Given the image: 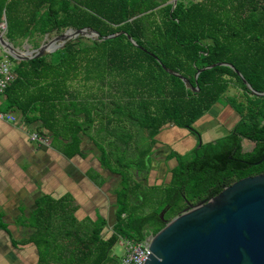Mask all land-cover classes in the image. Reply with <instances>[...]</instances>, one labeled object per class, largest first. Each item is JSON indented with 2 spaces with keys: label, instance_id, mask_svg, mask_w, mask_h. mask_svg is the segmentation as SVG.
I'll return each instance as SVG.
<instances>
[{
  "label": "trees",
  "instance_id": "1",
  "mask_svg": "<svg viewBox=\"0 0 264 264\" xmlns=\"http://www.w3.org/2000/svg\"><path fill=\"white\" fill-rule=\"evenodd\" d=\"M169 1L0 0L5 37L13 43L18 38L30 42L33 37L69 27H90L100 37L121 32L105 40L88 38L86 44L78 37L52 53L29 60L9 56L14 62V78L0 95V111L18 113L23 125L33 124L39 134H50L52 141L67 139L63 147L68 157L85 156L80 151L83 143L78 134L92 130L89 139L100 152L101 165L121 176L114 190V223L107 237L101 235L104 218H77L79 205L71 195L56 200L46 196L36 199V207L21 222L22 226L28 223L33 231L27 240L11 242L15 248L23 242L33 243L37 264H107L119 239L138 242L159 231L163 224L155 221V215L165 204H171L173 210L181 200L180 193L191 196L192 191L201 194L210 190L215 195L221 189L218 181L224 179L228 184L264 171V161L254 164L264 154V96L253 95L227 65L194 76L200 68L226 62L255 91H264V0H177L173 8ZM163 66L188 79L198 90L186 88ZM74 82L82 84L85 92L71 88ZM92 84L101 96L89 91ZM231 86L244 91L246 99L245 104L237 101L236 95L226 98L239 116L233 133L199 147L196 144L189 155H193L191 161L187 155L171 152L168 157H174L177 163L171 170L169 194L159 198L153 213L139 214L148 199L146 190L155 187L143 188L133 171L144 169V157L150 149L140 150V156L134 159V149H128L130 139L121 144L108 137H114L117 128L130 136L131 127L146 131L151 143L167 126L197 132L195 122ZM107 106L110 108L105 109ZM126 121L132 126H123ZM230 138L236 140V156L254 163L243 172L223 174L216 166V157ZM243 139L254 142L251 151L242 152ZM86 173L101 184L96 174L90 170ZM80 220L93 223L91 229L82 231ZM68 224L77 227L76 231L60 233L58 227ZM0 229L10 234L1 212Z\"/></svg>",
  "mask_w": 264,
  "mask_h": 264
},
{
  "label": "water",
  "instance_id": "2",
  "mask_svg": "<svg viewBox=\"0 0 264 264\" xmlns=\"http://www.w3.org/2000/svg\"><path fill=\"white\" fill-rule=\"evenodd\" d=\"M169 2L173 8L177 0ZM120 33L100 37L90 27H69L37 48L20 50L0 30V47L15 60H29L52 53L81 36L105 40ZM128 38L137 45L129 35ZM217 65L231 67L253 95L264 96V91H255L230 63L200 68L195 78ZM164 69L179 77L186 88L198 90L179 73ZM148 248L143 264H264V172L240 178L207 202L174 216L152 235Z\"/></svg>",
  "mask_w": 264,
  "mask_h": 264
},
{
  "label": "crops",
  "instance_id": "3",
  "mask_svg": "<svg viewBox=\"0 0 264 264\" xmlns=\"http://www.w3.org/2000/svg\"><path fill=\"white\" fill-rule=\"evenodd\" d=\"M225 113H231L226 124L223 123L224 119L218 121L216 114L211 116L209 113L197 121L204 119V132L211 131L212 135L207 140L214 137L215 124L219 126L220 123L223 128H228L239 118L230 107ZM13 114L17 117L14 122L0 119V212L10 232L7 234L0 229V264H31L32 261L36 264L37 252L33 243L23 242V245L18 244L15 248L11 242V239L27 240L33 231L28 223L22 226L23 217L28 216L36 207V199L44 196L56 200L69 194L78 204L81 200H87L88 190L93 189V180L86 173L87 170L78 172L80 156L64 155L63 144L67 139L59 138L61 146L53 145L50 134L45 136L49 140L47 145L31 141L29 133L36 131L35 126L23 125L20 115L16 112ZM42 131L47 134L45 129ZM182 132L187 133L185 130ZM78 135L81 143L87 145L93 131L80 132ZM82 207L79 204L76 211L79 219L87 215Z\"/></svg>",
  "mask_w": 264,
  "mask_h": 264
},
{
  "label": "flooded vegetation",
  "instance_id": "4",
  "mask_svg": "<svg viewBox=\"0 0 264 264\" xmlns=\"http://www.w3.org/2000/svg\"><path fill=\"white\" fill-rule=\"evenodd\" d=\"M216 125L218 126V124H215V126ZM217 126L215 128H218ZM95 128H97V126H95ZM219 128H221L222 130L228 129V128H223L220 123H219ZM222 130L220 131V129H218V133L213 132L215 135L211 140L226 137L229 134L233 133V126L231 127V129H228V132L226 134L219 136L220 134H222L223 132ZM216 135H218L219 137H217ZM203 137L204 136L201 134V132L198 129L197 132L187 131V133L186 132L184 133L179 130L175 131V129L172 126H167L162 128L154 136V141L150 144L149 147L150 151L144 157V159L146 160L145 162L146 166L144 167V169H142L141 171L138 170L133 171L135 180L137 182H140L143 188L153 187V186L156 187L157 185L164 187L165 189L163 192V196L168 195L169 194L168 186L171 181V170L174 168V166L177 163L174 157H168V155L173 151L180 155L192 154V150L196 144L199 147V142L201 145L202 143L210 141L207 140L208 138L204 139ZM229 140L230 141L229 143H227L225 150L219 153V155L216 157L217 159L216 166H219L218 170L222 171L221 173L223 174H230V173L234 174L236 173L237 170L241 172L247 170L248 167H250V164H253L254 162L247 158L237 157L235 152L236 140L232 138H230ZM250 142H252L253 144L248 149H243L242 147V152H249L253 149L254 142L253 141ZM80 148H81L80 150L81 153L82 152L85 153V156L79 158L81 163L79 164L78 172L83 173L86 170L87 171L90 170L91 173L97 175L96 176L97 179L99 180L102 179V182L100 185H97L96 182L93 180V189L88 190L89 198L84 201L79 200L80 201L79 204H81L82 206H84V208L89 210V212L86 213L87 214L86 217H89L92 221H95L98 217H102L105 219V225L103 226L101 235L103 236L104 233H108L106 235L109 236L111 233L112 225L114 223V213L116 209L115 207L116 199H115L114 190L118 187L119 182L121 180V176L115 172H110L108 169H106L101 165L100 161L98 160L100 156V152L98 148L91 141H89L87 145L81 144ZM176 148L178 150L185 149L186 151L184 150L185 152H183L182 150L181 152H179ZM94 149H96L95 150L96 152L94 151ZM192 158L193 155L187 156L188 161H191ZM171 160H174L175 162L174 164H172V166L170 164ZM263 161H264V154L254 164L259 165L260 163H263ZM109 175H114V177L111 176L112 177L111 178L109 177ZM249 175H254V174H248L245 176H249ZM115 176L118 177L117 186L112 189V193L105 191L104 189H107L109 186L108 185L109 181L115 179ZM157 179L158 181L160 180L159 183L156 182ZM236 180L238 179H234L228 184H226V180L223 179L222 181H218L217 187L219 186L221 188L220 189L221 191L224 187L230 185ZM78 181L80 182V179ZM95 188L97 189V191ZM192 192H191V196L184 193H180L179 195L181 197V200L178 202V205L174 207L173 210L171 204H165L162 207H160L159 211L157 212V215H155L156 217L155 221L159 224L162 223L164 226V224L174 216L182 213L183 211L189 210L201 203H205L211 197L216 195V194L214 195L213 191L210 190L201 194H197V192L193 194ZM145 210L146 208H144L142 211L139 210L138 213L150 214L154 212L153 209L144 212ZM108 226H110V228H108ZM1 231L4 230L1 229ZM36 264H37V260H36Z\"/></svg>",
  "mask_w": 264,
  "mask_h": 264
},
{
  "label": "rangeland",
  "instance_id": "5",
  "mask_svg": "<svg viewBox=\"0 0 264 264\" xmlns=\"http://www.w3.org/2000/svg\"><path fill=\"white\" fill-rule=\"evenodd\" d=\"M185 1H189V0H185ZM62 32L63 31H60V30H52L51 32L46 33V34H44L42 36L33 37L32 41H30V42H29V40L27 38H23V39L22 38H18V39L15 40L14 43L13 42H11V43L15 47H17L18 49H20V50L34 49V48H37L39 45L48 42L53 37L61 34ZM81 37L83 38L82 39V44L89 43V41L87 40L89 37H85V36H81ZM35 43L38 45L37 47L34 46ZM1 50L2 49L0 48V51ZM12 63L14 65V62L13 61H12ZM71 88H77L80 91V93L85 92L84 91V88L82 87V84H80V83L74 82L72 84V87ZM88 89H89V91H93L94 95H96L97 97L98 96H101V91H97L95 84H92L91 87L88 88ZM105 92H107V91H105ZM235 95H236L237 101H241V102H244L246 104V99H245L244 91H238V89L236 87H232L231 86L223 94V96L219 98V100L217 101V103H215L212 106V108L207 113H209L211 116L216 114L215 117L217 118V120L219 121L220 119L221 120L224 119L223 120L224 121L223 123L226 124L230 120V118H231V117L229 118V114H231V113H225V112H227L229 110V107L227 106L228 104L226 102V98L228 96H235ZM109 108H110V106H107V108H105V109H109ZM204 123H205L204 122V119L200 120V122H197L196 121L195 124H194V127L197 128L201 132V134L204 136L203 138L206 139V138H209V136L212 135V133L211 132L209 133L207 131L204 132L205 131V124ZM95 125H97L96 122H95ZM123 126H125L126 128H128L129 126H132V125H130V123L128 121H126V122L123 123ZM230 126H231V124L228 125V128ZM217 127L218 128H216L214 130V132H217L218 133V129H220V131L222 129L219 128V126H217ZM21 128L24 129L25 127H21ZM131 128L132 129H128V131H130L129 134H130L131 138H128L127 137L129 135H127V133L124 132V129L117 128L113 132L114 137L109 136L108 139L111 140V139L114 138L118 143H121V144L125 143L127 140L130 139L129 140V144H128V149H130V150H133L134 149L133 150L134 152L132 153V157L135 159V158H138L140 156V150L149 148L151 141H150V138H149V134L146 131H144L142 129L138 130V129L134 128V127H131ZM177 130H179V131L185 130L186 131L185 128H177ZM222 131H223L222 134H220L219 136L226 134L228 132V129H225V130H222ZM216 136L219 137L218 135H216ZM108 139H106L105 141H107ZM252 144H253L252 142L244 139L243 142H242V147H243V149H248ZM53 145L61 146L62 144L60 143L59 139H55L53 141ZM95 150L96 149H94V151ZM182 150H183V152L186 151L185 149H182ZM182 150L179 149L178 151L181 152ZM186 155L189 156V154H186ZM174 163H175L174 160H171L170 161L171 166ZM111 176L114 177V175H109V177H111ZM111 178H109V179H111ZM156 182L159 183L160 180L158 181V179H157ZM117 184H118V177L115 176V179H112V180L109 181L108 188L107 189H104V190L107 191V192L112 193V189L114 187H116ZM164 189H165L164 187H161V186L157 185L152 190H146V193H147L146 196H147V198L150 199L153 196L154 199H150V200L147 199L146 200V204H145V206H143L144 208H146V210L144 212L149 211L150 209H154V208H156L158 206L159 198L163 195ZM96 191H97V189H96ZM101 191H103V190H101ZM144 208H140V210L142 211ZM82 210L84 211V213L89 212V210H87L84 207H82ZM79 223L81 224V226L84 229L82 231H86V228L88 230H90L91 227H92V225H93V223H89L88 220H85V221L80 220ZM74 227H71L68 224V225H65V226L61 225L58 228H60V233H63L67 229H70L72 231H76L77 227H75V228ZM108 228H110V226H108ZM106 234H108V233H104L105 236H107ZM80 236L85 237L86 234L85 233H80ZM124 253H125V249H124V245H123V239H119L113 245V247L111 249V252L109 254V259H108L107 264H120L121 258L124 255ZM23 260L25 261V259H23ZM31 264H33V261H32Z\"/></svg>",
  "mask_w": 264,
  "mask_h": 264
},
{
  "label": "built area",
  "instance_id": "6",
  "mask_svg": "<svg viewBox=\"0 0 264 264\" xmlns=\"http://www.w3.org/2000/svg\"><path fill=\"white\" fill-rule=\"evenodd\" d=\"M0 30L4 33L6 32V21L4 17L0 20ZM13 78V63L2 49L0 51V95L3 94L4 90L7 86H9ZM0 119L10 122L16 121V117L13 112L0 111ZM29 138L31 141H35L40 144L47 145L49 143V140L37 131L30 132ZM151 237L152 234H149L145 237V239L138 242L123 240L125 253L121 258L120 264H143L146 256L149 254L148 247Z\"/></svg>",
  "mask_w": 264,
  "mask_h": 264
}]
</instances>
